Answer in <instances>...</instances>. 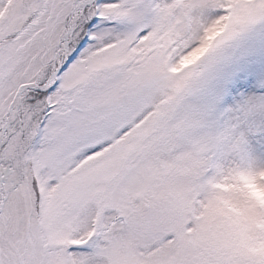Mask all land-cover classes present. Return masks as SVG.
Masks as SVG:
<instances>
[{
    "label": "snow or ice",
    "instance_id": "1",
    "mask_svg": "<svg viewBox=\"0 0 264 264\" xmlns=\"http://www.w3.org/2000/svg\"><path fill=\"white\" fill-rule=\"evenodd\" d=\"M0 264H264V0H0Z\"/></svg>",
    "mask_w": 264,
    "mask_h": 264
}]
</instances>
